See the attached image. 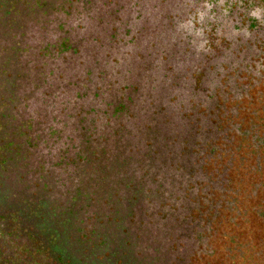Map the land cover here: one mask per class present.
I'll list each match as a JSON object with an SVG mask.
<instances>
[{"label": "trees", "instance_id": "obj_1", "mask_svg": "<svg viewBox=\"0 0 264 264\" xmlns=\"http://www.w3.org/2000/svg\"><path fill=\"white\" fill-rule=\"evenodd\" d=\"M244 200L264 205V0H0V264H190L191 212Z\"/></svg>", "mask_w": 264, "mask_h": 264}, {"label": "rangeland", "instance_id": "obj_2", "mask_svg": "<svg viewBox=\"0 0 264 264\" xmlns=\"http://www.w3.org/2000/svg\"><path fill=\"white\" fill-rule=\"evenodd\" d=\"M131 57V55L126 54L127 63L130 62ZM148 64L149 70L154 66L156 67L154 59H150ZM148 77V75L143 76V79L146 80ZM226 152L227 156L233 157L231 160V167L232 165L233 167L230 174L232 171V176H239L245 180L248 177V163L242 166L241 158L232 147L229 146ZM256 208L262 209L264 205L256 206ZM256 208L253 203H247V200H244L236 216L229 215L230 208L224 206L217 212L209 209L207 217L203 215L205 207L202 205L200 209L192 211L191 216L200 218L205 224H209L211 232L208 233L209 253L206 254L203 249H200V252L195 251L189 260L190 264H264V224L259 218V211ZM210 213L215 215L214 218ZM170 222V226L178 223L177 220L175 222L170 220ZM165 233L166 230L162 232L158 229L153 235L157 236L159 246H165V250L171 248L173 251L177 250V246L183 247L182 243L176 244L179 238H176L172 231L169 230L168 232L167 230L169 233L167 236H164ZM165 255H167L166 264L176 262L181 256L180 253L172 255L170 251Z\"/></svg>", "mask_w": 264, "mask_h": 264}]
</instances>
